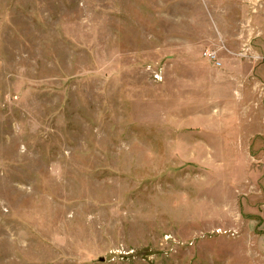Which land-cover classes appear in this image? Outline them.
Wrapping results in <instances>:
<instances>
[{
    "label": "rangeland",
    "instance_id": "374dc122",
    "mask_svg": "<svg viewBox=\"0 0 264 264\" xmlns=\"http://www.w3.org/2000/svg\"><path fill=\"white\" fill-rule=\"evenodd\" d=\"M0 264H264V0H0Z\"/></svg>",
    "mask_w": 264,
    "mask_h": 264
},
{
    "label": "built area",
    "instance_id": "2783aa9c",
    "mask_svg": "<svg viewBox=\"0 0 264 264\" xmlns=\"http://www.w3.org/2000/svg\"><path fill=\"white\" fill-rule=\"evenodd\" d=\"M204 56H205L209 61H212V62H214L215 64L220 65L219 63H217V60H216V53H215V52H213V51L205 52Z\"/></svg>",
    "mask_w": 264,
    "mask_h": 264
},
{
    "label": "crops",
    "instance_id": "0c3cea01",
    "mask_svg": "<svg viewBox=\"0 0 264 264\" xmlns=\"http://www.w3.org/2000/svg\"><path fill=\"white\" fill-rule=\"evenodd\" d=\"M215 53H216V52H215ZM237 62H239V60H234V63H237ZM240 62H241V61H240ZM218 63L220 64V65H219L220 67L223 66L222 68H224L225 65H227L226 63L221 64L220 61H218ZM227 78L229 79V78H231V77H227Z\"/></svg>",
    "mask_w": 264,
    "mask_h": 264
}]
</instances>
